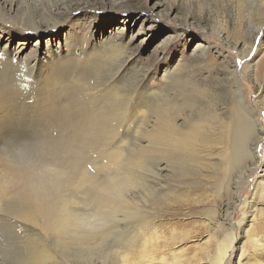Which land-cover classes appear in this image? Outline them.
<instances>
[{
  "label": "rangeland",
  "instance_id": "374dc122",
  "mask_svg": "<svg viewBox=\"0 0 264 264\" xmlns=\"http://www.w3.org/2000/svg\"><path fill=\"white\" fill-rule=\"evenodd\" d=\"M109 36L119 39L121 52L106 59L108 64H102L98 73L118 77V87L125 80L129 88L154 101L156 98L149 90L152 92L161 86V75L175 65L180 69L183 84L180 83L179 89L186 90L185 93L193 90L189 97L200 98L197 101L194 98L195 103L188 107L180 103L185 108L182 111L178 110V105L173 106L179 116L170 118L169 115V124L176 122L180 132L186 131L196 115L207 109L218 116V124L225 126V130L233 128L239 119L235 96L239 91L255 114L264 139V0H0V45H10L13 53L18 51L25 57L35 51L41 58L49 44L52 49L57 42L64 47L79 37L90 47L94 40L98 48ZM157 102L156 99L153 103ZM186 109H192L193 114L189 115ZM29 114L28 110H23L21 120ZM15 115L14 124L0 129V133L7 130L0 138V167L9 163L22 166L26 160H31L28 157L32 155L25 154L13 139L7 138L11 134H15L14 137L29 135L31 143L32 140L48 141L47 146L54 142L29 125L20 124L19 114ZM221 139L217 148L227 145V133ZM8 140L13 144L9 145ZM202 140L208 141L207 138ZM246 149L249 153L256 152L260 164L255 171L247 170L236 187L243 162L239 165L233 162L223 169L220 160L225 157L207 148L198 156L199 163L187 164L186 168L182 167L185 158L176 155V159L172 156L175 160H164L168 168L158 160L144 157L139 168L130 169L123 156V162L109 170H122L125 166L132 174L136 172L133 176L139 179L133 178L136 179L134 184L124 189L122 195L128 204H137V213L141 209L149 210L145 222L155 223L159 234L168 240L169 247L162 253L166 262L162 264H211L216 256L220 258L219 264H253L255 260L264 264L262 249L253 253L246 241L249 229L264 219L260 215V211H264V199L257 196L259 183L264 179L260 177L264 173V141L258 143L249 136ZM55 153L58 157L53 156L57 159L69 158L60 149ZM45 156L54 158L43 150L33 154L35 158ZM105 177L106 171L95 175L97 180ZM80 188L74 195L84 198L80 202L74 200L69 208L83 216L90 213L93 203L87 201L89 193ZM235 190L239 191V199L231 210ZM8 201L5 198L1 203L7 206ZM4 212L0 213V264H23L22 258L27 256L26 239L13 229L12 216ZM103 225L105 229L110 226ZM111 231L96 244L78 243L68 235L53 233H46L45 240L58 256V262L64 264H151L148 258H141L139 252L134 251L128 253L125 261L122 244L114 241L115 230ZM232 233L227 251L219 252L217 245L225 234ZM263 233L257 236L264 245ZM172 252L182 253L183 257L174 262ZM153 256L158 258L159 254H151ZM152 264L161 262L156 260Z\"/></svg>",
  "mask_w": 264,
  "mask_h": 264
},
{
  "label": "bare ground",
  "instance_id": "6f19581e",
  "mask_svg": "<svg viewBox=\"0 0 264 264\" xmlns=\"http://www.w3.org/2000/svg\"><path fill=\"white\" fill-rule=\"evenodd\" d=\"M90 36L94 38V35ZM113 36L103 40L98 48L94 40L92 46L96 48L90 47L83 37L73 43L68 42L64 47L57 42L55 49L49 44L41 58L36 56L35 51L25 57L18 51L13 53L10 45H0V129L9 127L18 113L20 124L22 122L42 132L45 138L50 137L57 145L52 143L47 146L48 141L36 143L32 140L31 143L29 135L14 137L15 134H11L7 137L13 139L12 142L17 143L16 147L24 150L25 154L32 155L28 157L31 160H26L27 163L22 166L9 163V166L0 167V213L5 211L12 216L13 229L16 228L26 239L27 256L22 258L23 264H64L58 262L55 251L48 246L46 233L68 235L78 243L96 244L111 230H115L113 237L116 240H113L122 244L125 261L128 253L134 251L139 252L141 258H148L151 264L156 260L162 264L166 262L162 253L169 247L168 240L159 234L155 223L150 220L145 222L149 210L145 212L141 209L137 213V204H128L123 198L122 191L134 184L136 179L133 178H138L133 176L136 172L132 174L130 169L139 168L146 158L158 160L168 168L165 161L173 160L172 156L176 155L185 158L182 167L185 165L186 168L187 164L199 163L198 156L205 153L206 148L215 150L226 133L227 145L215 151L225 157L220 160L223 169L229 168L233 162L237 165L243 162L235 187L247 170L255 171L259 167L256 152L249 153L246 149V139L253 136L258 143L264 139L260 136L255 114L247 107L239 91L235 95L239 119L233 128L225 130V126L218 124V116L207 109L196 115L193 123L186 126V131L180 132L176 122L169 124V115L170 118L179 116L173 106L178 105L179 111L185 110L180 103H186L188 107L195 103V99L200 100L199 96L190 98L193 90L185 93L186 90L182 92L179 89L183 81L178 73L180 69L175 67L177 65L161 75V86L152 92L149 90L157 103H153L156 99L153 101L129 88L125 80L122 83L119 81L120 87L116 86L118 77L98 73L102 64L107 63L106 59H112L121 52L120 41L111 38ZM95 77L101 82H97ZM23 110H28L30 114L21 120ZM186 111L189 115L193 114L192 109ZM6 132L5 129L0 133V138ZM13 143L9 142V145ZM58 149L69 158L65 161L57 159L58 155L54 152ZM39 150L57 157H33ZM123 156H126L124 161L130 169L124 166L122 170H111V173L110 169L123 162ZM98 171H106L103 180L95 179ZM260 177L264 178V173ZM82 185H87L89 190ZM80 187L89 193L87 201L93 203L90 213L83 216L69 208L74 200L80 202L84 198L74 195ZM257 191L258 199H264V179ZM5 198L9 200L7 206L1 203ZM238 199L239 191L235 190L231 210ZM260 215L264 216V211H260ZM262 222L251 227L246 234L253 253L261 249L264 252V245L257 236L264 232V219ZM103 224L110 226L105 229ZM230 227L233 228V225ZM233 236V233L225 234L223 241L217 245L219 252L227 251L229 239ZM151 254H159V257H151ZM171 256L177 262L183 254L172 252ZM213 261L211 264H219V256ZM253 264L262 262L255 260Z\"/></svg>",
  "mask_w": 264,
  "mask_h": 264
}]
</instances>
